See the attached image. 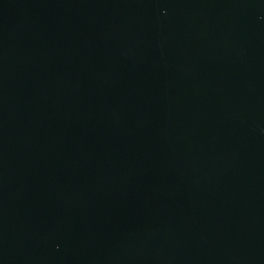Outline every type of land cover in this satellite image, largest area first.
Masks as SVG:
<instances>
[{"label":"water","instance_id":"water-1","mask_svg":"<svg viewBox=\"0 0 264 264\" xmlns=\"http://www.w3.org/2000/svg\"><path fill=\"white\" fill-rule=\"evenodd\" d=\"M0 264H264V0H0Z\"/></svg>","mask_w":264,"mask_h":264}]
</instances>
